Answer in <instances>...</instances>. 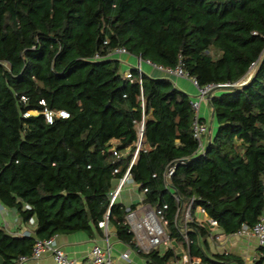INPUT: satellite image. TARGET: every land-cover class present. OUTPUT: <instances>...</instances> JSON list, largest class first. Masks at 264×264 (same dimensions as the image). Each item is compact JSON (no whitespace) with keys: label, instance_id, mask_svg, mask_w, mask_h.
I'll return each instance as SVG.
<instances>
[{"label":"trees","instance_id":"1","mask_svg":"<svg viewBox=\"0 0 264 264\" xmlns=\"http://www.w3.org/2000/svg\"><path fill=\"white\" fill-rule=\"evenodd\" d=\"M118 48L165 69L181 62L201 87L234 86L209 97L204 153L193 98L137 67L126 78L122 56L108 57ZM46 110L69 118L49 124ZM128 170L123 189L133 186L136 202L112 203ZM0 202L35 225L31 236L0 224L1 264L31 257L37 240H103L104 222L147 264H183L186 254L247 264L211 251L215 228L197 211L225 237L263 214L264 0H0ZM140 205L162 212L165 251L139 249L126 217ZM252 264H264V247Z\"/></svg>","mask_w":264,"mask_h":264},{"label":"built area","instance_id":"2","mask_svg":"<svg viewBox=\"0 0 264 264\" xmlns=\"http://www.w3.org/2000/svg\"><path fill=\"white\" fill-rule=\"evenodd\" d=\"M129 55L128 52L124 48H118L114 50L108 57H118ZM96 59H100V57L96 56ZM142 64H146L149 67L162 72L167 77H175L189 80L194 88L197 91V96L191 100V106L194 112V120H193V136L199 142L200 145V152L204 153L205 150V141L204 137L209 131L208 124L203 122L200 117L201 112V104L204 101H208L211 93L219 89L220 86L224 85H208L205 87H201L195 78L190 77V75L184 71L182 63L180 62L179 66L176 69H165L163 67H158L152 62H143L139 59V64L137 69L139 70L141 76L143 75ZM126 78L132 79V74L128 71L125 74ZM141 82V81H140ZM244 84L246 83L243 82ZM44 104V103H43ZM46 121L49 124H52L55 118H62L67 119L69 118V114L65 111L59 112H52L46 110L44 112ZM143 132V124L140 130V137H142ZM141 147V142L139 141L138 148L134 153L133 162L135 161L139 149ZM175 170V166L169 168L166 173V179H170L173 175ZM129 179V170L124 175L123 179L120 181L119 187L117 190L112 194V203L115 202L119 197L120 193ZM176 200L179 202L180 198L178 196L175 197ZM190 208L189 206L186 214V221L191 220L190 215ZM201 209V208H200ZM203 213L205 211L201 209ZM127 223L129 224L131 231L135 234V238L137 241V245L141 251L149 252L151 249L160 246L164 243V238L169 241L167 233L165 231L166 222L163 219V214L161 211H156L150 206H143L139 207L136 211L129 213L126 217ZM209 224L211 227L218 229V222L214 219H208ZM7 228V223L3 225ZM103 227L105 229L104 244L95 243L90 251V254L87 259V264H116V259L114 257V248L112 243L109 240V228L108 222L103 223ZM26 235V234H23ZM231 237V236H229ZM233 237L238 238H254L257 241L258 247H264V210L263 214L260 216L258 222L252 229L241 228ZM56 238L57 236L47 239V240H37L33 249V254L31 257H20L17 261V264L26 262L29 259H33L34 261L38 262L40 258L45 253H51L54 259V264H79V262L73 258H70L64 249L61 246L56 245ZM215 239L217 241H221L223 239L222 234H215ZM136 256L131 251L124 252L119 257V260L122 261L123 264H147L141 260L137 261L134 257ZM202 260L200 258H194L191 260L189 256L186 254L183 257V264H201ZM37 264V263H36Z\"/></svg>","mask_w":264,"mask_h":264},{"label":"crops","instance_id":"3","mask_svg":"<svg viewBox=\"0 0 264 264\" xmlns=\"http://www.w3.org/2000/svg\"><path fill=\"white\" fill-rule=\"evenodd\" d=\"M123 63L124 69L126 71L130 70V68L137 67L139 64V60L133 56H122L118 57ZM142 69L144 73L153 76V77H167L162 72L154 70L146 64H142ZM170 78L176 88L191 96V98H195L197 96V91L189 80L175 78V77H167ZM200 117L203 119L209 126L212 122V115L210 112L208 101H204L201 104V112ZM205 143L207 142V137L204 139ZM129 189V188H128ZM134 192L135 188H131ZM131 190H128V192ZM132 193V192H131ZM135 194V193H134ZM136 202V201H135ZM197 220L199 222H207L208 217L205 213L201 211L199 208L197 211ZM7 223L6 231L13 235H23L30 234L34 235L35 225L32 223L24 225L22 224L17 214L5 208L0 202V224L4 225ZM214 234H222L220 229H215L213 231ZM109 240L114 248V257L116 259V264H123L122 261L119 260V257L124 252H130L128 247L124 244L120 243L114 234L109 233ZM104 239H91L84 233H76L69 236H57L56 245L61 246L66 254L79 262V264H87V259L90 254V251L95 243L104 244ZM210 248L213 253H234L242 256L247 264H252V261L255 259L258 251V244L254 238H238V237H225L223 235V239L221 241H212L210 243ZM133 257L139 261L137 256ZM54 264V259L51 253H45L38 262L33 259H29L26 262L20 264ZM1 264V260H0Z\"/></svg>","mask_w":264,"mask_h":264},{"label":"rangeland","instance_id":"4","mask_svg":"<svg viewBox=\"0 0 264 264\" xmlns=\"http://www.w3.org/2000/svg\"><path fill=\"white\" fill-rule=\"evenodd\" d=\"M246 81H248V80H246ZM242 85H244V83H241L239 86H242ZM217 92L220 93V91H217ZM131 188H134V187L129 185L125 189H123L122 196L118 198L121 202L125 203L126 205L130 204L132 201H136V199L134 197L135 194L134 195L129 194L130 192H133V190ZM128 190H131V191H129V193H128ZM140 207H143V205H140ZM30 224L32 225V223H30ZM170 246H171V243H170V241H168V239L165 236L164 243L160 246V248L162 249V251H165ZM178 252H181V249L178 248Z\"/></svg>","mask_w":264,"mask_h":264},{"label":"water","instance_id":"5","mask_svg":"<svg viewBox=\"0 0 264 264\" xmlns=\"http://www.w3.org/2000/svg\"><path fill=\"white\" fill-rule=\"evenodd\" d=\"M233 88H234V86H231V85H224V86L219 87V89H225V90H231Z\"/></svg>","mask_w":264,"mask_h":264}]
</instances>
